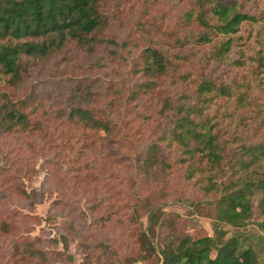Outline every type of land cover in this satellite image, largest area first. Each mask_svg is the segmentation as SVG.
Here are the masks:
<instances>
[{
  "label": "rangeland",
  "instance_id": "374dc122",
  "mask_svg": "<svg viewBox=\"0 0 264 264\" xmlns=\"http://www.w3.org/2000/svg\"><path fill=\"white\" fill-rule=\"evenodd\" d=\"M101 3L108 21L102 34L104 39L93 51L69 48L56 54L32 72L19 88L11 87L6 81L8 75L0 72V92L10 95L12 91L16 97H23L33 88L50 90L51 100L41 98L33 104L38 111L50 113L65 104L63 90L67 91L74 80L84 76L95 79L99 85L92 105L107 108L109 102L114 103L112 109L118 111L112 115L121 124L118 146L122 155L111 154L98 131L55 117L46 123L49 117L44 115H41L43 131L0 133V171L5 177L0 180V264H41L17 259L14 243L25 236L39 238V244L49 252L57 250L63 256H72L67 261L54 259L50 254L45 264H104L96 257L101 251L98 245L103 243L118 249L122 258L135 250L145 254L129 264H159L156 253H149L138 244V234L146 226L148 207L142 204L140 209L136 208L137 196L159 188L165 192L164 208L180 214L184 231L194 236L213 234L211 217L197 211L192 201L203 204L216 193L204 194L193 178L186 177L185 164L179 161L182 155L174 146L168 148L171 168L158 178L142 173L133 156L160 135L162 126L173 124L167 115L162 118L159 115L166 97L174 103L188 101L187 96L194 99L191 95L194 86L189 85L192 80L204 76L223 79L238 94L249 95L253 103L264 108V71H258L253 60L246 57L243 65L230 70L216 59H208L213 56L218 36L207 44L193 42L194 32L188 33L190 27H186L185 19L190 0H101ZM259 3L263 5L262 1ZM263 32L244 38L239 47L231 49L228 59L240 56V48L254 52L258 44H264ZM180 40L185 42L183 46L178 43ZM147 45L168 53L173 66L158 80L154 90L137 93L135 97L134 90L143 80L140 53ZM53 81L57 84L49 85ZM207 106L205 110L218 119L222 130L242 133L247 140L261 135L254 132L253 122H245L249 116L253 117L255 109L247 114L248 106L236 108L227 97H215ZM261 115L255 114L256 122ZM158 141L163 145L167 142ZM220 178L226 180L225 175ZM258 196L252 198L253 213L246 224L226 223L222 227L226 229L225 236L241 231L243 240L261 257L264 214L257 208ZM154 235L159 242V236ZM61 236L66 237V243ZM49 238H57V242ZM84 240L88 241L85 252L81 250ZM87 252L92 255H86Z\"/></svg>",
  "mask_w": 264,
  "mask_h": 264
},
{
  "label": "trees",
  "instance_id": "16d2710c",
  "mask_svg": "<svg viewBox=\"0 0 264 264\" xmlns=\"http://www.w3.org/2000/svg\"><path fill=\"white\" fill-rule=\"evenodd\" d=\"M101 4V0H0V72L8 75L6 81L11 87H21L46 60L66 49L93 51L104 39L102 34L108 21ZM185 19L186 27H190L188 33L194 32L193 42L197 45L210 43L218 36L209 60L214 58L232 70L243 65L248 57L256 63L258 71H264V44H258L252 54L240 48L241 57L228 59L231 49L239 47L244 38L260 36L263 32L264 0H190ZM178 43L185 44L183 40ZM139 64L143 80L134 90L135 97L137 93L154 90L158 80L172 68L173 60L164 50L147 45L141 50ZM98 85L95 79L85 76L74 80L67 91L63 90L65 104L50 113L40 112L33 106L41 98L51 100L50 90L33 88L23 97H16L12 91L10 95L1 91L0 133L43 131L41 115L49 117L46 123L55 117L98 131L108 151L120 156L121 124L112 115L118 110L112 109L113 102L106 104L107 108L92 105ZM189 85L194 86L191 89L194 99L187 96L188 101L174 103L166 97L159 115L161 118L167 115L173 124L162 126L160 135L137 151L133 160L142 173L158 178L171 168L168 148L174 146L182 155L179 161L185 164L186 177L193 178L204 194L216 193L203 204L192 201L197 211L211 217L214 232L194 236L184 231L180 214L164 208L165 192L159 188L137 196L136 208L140 209L142 204L148 207L146 226L138 234V244L141 249L156 253L159 264H264V251L259 257L251 244L243 240L241 231L225 236L227 232L222 227L226 223L246 224L253 213L252 198L257 194V208L264 214V108L253 103L249 95L238 94L223 79L204 76ZM215 97L233 100L236 108L248 106L247 114L254 112L252 109L256 110L255 114L262 113L257 122L255 114L245 121L253 122L254 132L261 135L247 140L242 138V133L222 130L218 119L205 110ZM159 139L167 142L163 145ZM222 175L226 180L220 178ZM3 178L0 171V180ZM154 233L159 236V242ZM61 238L66 243V237ZM49 239L57 242V238ZM39 241L26 236L18 239L14 243L17 259L45 264L52 254L54 259L72 260L71 255L63 256V252H49ZM98 246L101 251L96 257L104 264H129L145 256L135 250L122 258L119 250L110 244ZM87 249L88 241L84 240L81 250Z\"/></svg>",
  "mask_w": 264,
  "mask_h": 264
}]
</instances>
